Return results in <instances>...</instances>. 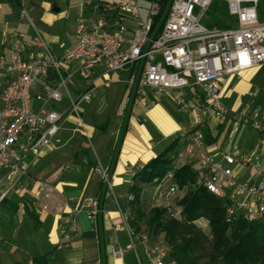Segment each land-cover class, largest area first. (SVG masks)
<instances>
[{"label": "built area", "instance_id": "2783aa9c", "mask_svg": "<svg viewBox=\"0 0 264 264\" xmlns=\"http://www.w3.org/2000/svg\"><path fill=\"white\" fill-rule=\"evenodd\" d=\"M145 1L149 4L146 17L141 0L108 3L95 16L81 17L76 27L77 41L61 59L44 42L37 53L23 36L13 38L11 45L9 39L0 53V188L6 187L0 193V202L16 188L30 163L55 148V140L70 116L78 127L85 128L82 105L92 101L88 89L98 68L127 73L126 86L132 94L135 91L136 99L145 97L148 91L156 95L174 91L180 112L199 110L206 117L210 110L220 116L230 111L221 87L224 80L264 67L260 0H173L165 10L159 1ZM215 3L225 4L231 17L223 28L205 23ZM75 63L79 68L70 70ZM76 75L85 84L78 94L71 89ZM194 89L202 98L186 97V92ZM238 117L240 123L264 134V111L254 110L249 116L240 113ZM203 128L199 120L172 157L173 168L155 185V200L163 203L169 216H180L172 205L178 188L166 184L178 168L187 165L195 172L197 187L220 200H231L228 221L242 217L250 223L264 224V171L246 161L239 149L226 153L223 161L204 153ZM198 152L203 153L196 160ZM236 162L249 164L260 180L239 182L231 169ZM101 173L105 197L115 199L109 176ZM38 191L45 200L44 210H64L65 204L58 201L52 184L40 181ZM82 208L88 215L90 232L97 233L102 204L88 197ZM148 239L141 236L142 242ZM132 247L135 249L134 243ZM124 251L119 249L115 256H123ZM147 257L153 264H176L166 262L160 244L147 247Z\"/></svg>", "mask_w": 264, "mask_h": 264}, {"label": "crops", "instance_id": "0c3cea01", "mask_svg": "<svg viewBox=\"0 0 264 264\" xmlns=\"http://www.w3.org/2000/svg\"><path fill=\"white\" fill-rule=\"evenodd\" d=\"M50 1L53 14L65 13V16L74 17L77 27L81 17H93L100 7L120 0H99L97 5L93 0ZM219 5L226 7L225 4ZM26 8L35 13L41 11L42 5L39 0H0V53L9 39L11 45L17 36H23L34 45L37 53L41 52V42L36 35L19 31L18 24L24 18ZM227 22L228 19L218 25L212 23L207 26L223 28ZM57 23L58 17L51 18L52 28L55 26L57 29ZM43 39L53 54L61 59L65 51L75 45L76 29L69 32L67 43L55 34L43 36ZM79 66L75 63L69 69L75 71ZM254 76L255 70L221 83L227 106L232 100L236 102L234 106H246L242 99L252 96L251 80ZM128 77L127 73H112L98 68L88 89L92 101L82 105V116L87 119L83 131L78 130L75 118L70 116L55 140V148L30 163L26 167V175L20 177L16 188L0 202V264H153L147 257V247L153 246L149 245L150 239L142 242L141 236L145 234L135 233L136 225H141V222H137L138 209L132 203V187L144 167L172 143L177 142V146L170 155L182 148L203 117L198 111L187 112L186 122H175L170 112L172 103L168 100L174 91L160 95L148 91L145 97L133 102L124 128L126 108L128 110L131 100L126 86ZM83 85L76 75L71 89L78 94L85 89ZM176 107L179 113H183L178 110L177 104ZM220 118L210 110L205 123L202 122L203 130L208 131L204 153L223 161L226 153L239 149L246 161L264 171V134L240 123L237 117L230 131L226 132V139L220 142ZM101 119L105 120L103 124ZM176 132L178 137L169 145ZM89 142L94 155L88 152ZM202 153L198 152L195 159ZM68 156L72 163L63 169L60 163ZM231 169L239 182L257 183L260 180L258 172L249 164L236 162ZM100 171L109 176L115 199L105 197L106 189ZM40 181L54 186L58 201L65 204L62 212L43 209L45 200L38 191ZM5 188L2 186L0 193ZM154 188L147 194L141 208L162 204L160 200H155ZM88 197L97 198L102 203L97 233L90 232L88 215L82 208ZM195 225L203 232L209 229V221L205 218L197 220ZM119 249L125 250L121 257L115 256ZM166 262L169 263L167 259Z\"/></svg>", "mask_w": 264, "mask_h": 264}, {"label": "trees", "instance_id": "16d2710c", "mask_svg": "<svg viewBox=\"0 0 264 264\" xmlns=\"http://www.w3.org/2000/svg\"><path fill=\"white\" fill-rule=\"evenodd\" d=\"M160 3L165 10L169 0ZM219 7L217 3L212 6L224 15L226 7ZM129 97H132L131 92ZM203 134L207 139L208 131L203 130ZM176 146L177 142L172 143L147 164L137 175L138 180L132 187V203L138 209L137 222H140V217L148 214L149 245L157 243L156 239L160 237L166 259L176 264H264V224L250 223L242 217L228 221L226 212L231 206V200H220L204 188L197 187L195 172L190 166L178 168L174 178L166 184V187L176 185L178 188L172 205L180 211L179 217L169 216L163 203L153 208H141L148 192L173 168L172 157L181 149L170 155ZM201 218L209 221V229L205 232L195 225ZM140 231V225H136L135 232Z\"/></svg>", "mask_w": 264, "mask_h": 264}, {"label": "rangeland", "instance_id": "374dc122", "mask_svg": "<svg viewBox=\"0 0 264 264\" xmlns=\"http://www.w3.org/2000/svg\"><path fill=\"white\" fill-rule=\"evenodd\" d=\"M39 4L42 5V9H41L42 12L37 11L35 13L34 12L32 13V11H29L26 8L25 13L23 14L24 18L18 24L19 31L27 35H30L31 33L33 35H36L39 42L41 43L44 41L43 36L46 37V35H49V34H55L61 39L62 42L67 43L69 32L72 30L75 31L76 29L75 18L67 16V15L65 16V13L59 14V15L53 14L52 13V1L50 0H39ZM148 6H149L148 2H146L145 0H141V7L143 8V14L145 17H146ZM219 6H220L219 9H221L222 6L221 5ZM258 12L260 16V21L264 23V0H260ZM36 14L38 15L36 16ZM41 15H43L42 18H41ZM53 17H58L57 29H55V26L54 28L50 26L51 18ZM227 19H231V17L229 16L227 7L225 8L224 15H221L219 10L211 8V10L207 14V21L205 23L208 25H211L212 23L215 25H218L221 22H226ZM251 83L253 85L252 96L244 97L242 99L243 103H245L246 106H244L243 104H241L240 106L239 105L234 106L236 102L234 100L229 101L228 108L230 110L233 107V109L230 112H228L226 115L220 116L221 117L220 124L222 125V128H221L222 134L220 136V142L226 139V132L230 131L232 126L235 124V120H237V117L241 111H243V113L246 114L247 116H249L250 113L253 112L254 110H259L261 112L264 111V67L255 70V76L251 80ZM186 93H187L186 95L189 98L192 97L193 95H198L199 98H202L200 92L195 89L192 91H188ZM176 94L177 92H173L168 97V100L172 103L170 104L171 116L174 118L175 122H186V119H188V113L187 112L179 113L177 111V107L175 103ZM197 111L199 113L198 112L196 113H198L201 117H203L201 122L205 123L206 117L202 116V113L199 110ZM83 120H84V123H87L86 118H83ZM104 121L105 120L101 119L100 123L103 124ZM78 130L81 132L83 131V129L80 127H78ZM177 137H178V133L176 132V134L168 142L169 145H170V142L172 143ZM90 142L88 144V152H90L91 155H94V149L91 146ZM70 163L72 162L70 161V158L68 156V157H65V159L63 158V160L60 163V166H62L64 169V167H67ZM150 193L151 192H148V195ZM115 205L118 206L116 202H115ZM137 216L138 215L136 214V217ZM147 217H148V214L146 216L140 217L141 231L137 233L148 235L149 229L147 227ZM156 242L162 243V239L159 237L156 239Z\"/></svg>", "mask_w": 264, "mask_h": 264}, {"label": "water", "instance_id": "95a60500", "mask_svg": "<svg viewBox=\"0 0 264 264\" xmlns=\"http://www.w3.org/2000/svg\"><path fill=\"white\" fill-rule=\"evenodd\" d=\"M94 3L97 5L99 3V0H93ZM173 0H169V3H168V6L167 8H169V6L171 5ZM165 19V15H164V18L163 20ZM134 97H135V91L133 92L132 94V97H131V100H130V103H129V107H128V110H127V115H126V118H125V123H124V128L129 120V116H130V113H131V109H132V105H133V102H134Z\"/></svg>", "mask_w": 264, "mask_h": 264}]
</instances>
